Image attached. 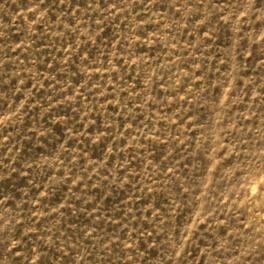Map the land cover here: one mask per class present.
I'll return each instance as SVG.
<instances>
[{"label": "rangeland", "instance_id": "374dc122", "mask_svg": "<svg viewBox=\"0 0 264 264\" xmlns=\"http://www.w3.org/2000/svg\"><path fill=\"white\" fill-rule=\"evenodd\" d=\"M0 264H264V0H0Z\"/></svg>", "mask_w": 264, "mask_h": 264}]
</instances>
